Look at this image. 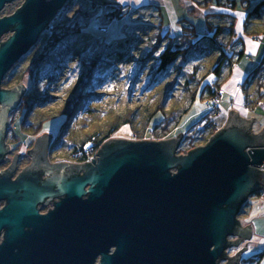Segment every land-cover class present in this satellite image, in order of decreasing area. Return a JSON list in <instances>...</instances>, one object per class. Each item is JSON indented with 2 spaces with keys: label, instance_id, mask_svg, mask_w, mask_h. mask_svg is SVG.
Returning <instances> with one entry per match:
<instances>
[{
  "label": "water",
  "instance_id": "95a60500",
  "mask_svg": "<svg viewBox=\"0 0 264 264\" xmlns=\"http://www.w3.org/2000/svg\"><path fill=\"white\" fill-rule=\"evenodd\" d=\"M11 1L0 0V12ZM66 1L24 0L13 13L0 16V36L12 31L0 42V160L9 150L4 143L8 112L18 108L26 90L24 83L2 88L3 77ZM228 113L222 129L188 153H177L181 134L161 140L110 138L70 179L59 175L37 184L26 173L13 181L2 175L4 245L29 224V264H58L47 239L60 237L49 235L50 221L36 209L38 202L57 195L63 198L55 216L75 211L73 232L65 226L63 236L69 244L75 241V258L71 263L68 257L66 264H94L97 255V264H240V252L229 256L226 249L251 236V226L242 227L236 217L249 195L264 191L259 168L264 128L254 133V117ZM3 257L0 250V264Z\"/></svg>",
  "mask_w": 264,
  "mask_h": 264
},
{
  "label": "rangeland",
  "instance_id": "374dc122",
  "mask_svg": "<svg viewBox=\"0 0 264 264\" xmlns=\"http://www.w3.org/2000/svg\"><path fill=\"white\" fill-rule=\"evenodd\" d=\"M21 1L23 0H13L7 3L0 12V16L16 10L21 5ZM148 1L153 6L145 8L131 7L121 17L112 18L106 14V9L99 6H91L89 0H67L54 17L60 20L61 23H68L72 20H76V22L80 21L82 31L86 34L82 36L76 35L69 40L67 39L68 41L66 42L70 46L63 52L66 55L63 59H68L64 63L62 62L61 66L64 67L60 68L59 72L58 70L53 71V67H51L54 66L53 61L48 59L44 63L38 64L40 61V53L47 44L51 27L56 24V22L50 21L31 49L20 60L18 59L10 71L8 70L2 80V88L9 89L24 83L28 88L32 86L28 90L29 96H37L38 98L45 96L52 97L44 105H36L33 108L34 112L31 114L32 122L39 118L38 115L40 112L50 115L47 119L40 121L38 135L48 131L53 139L59 137V141L62 140L65 147H72L73 144L86 138L83 131L84 128L79 127L81 121L76 118L72 117L66 123L68 124L67 128L65 127L66 124L64 126L62 125L63 121L67 120L69 114L63 110L61 102L66 89L67 93L72 89L77 94V89L74 86L86 70L85 66H89L87 63L89 57L98 49L102 48L104 50L97 51L102 54V57L99 59L100 62L110 63V61L106 60L105 56L113 48L122 52L129 51L135 59L133 58L134 60L128 62H121L116 61L119 59L118 57L115 61H112L114 71L105 80L106 82L96 90L98 97L92 101L95 108L93 114H96L99 108L100 117H93L91 125L87 126L85 130L92 129V127H99L102 129V132H106L108 130V123L112 122L115 118L122 120L126 118L132 121L129 120V122L123 123L114 132L113 137L123 139L137 138V140L139 138L161 140L182 133L189 125L209 112V98L206 94H203L206 92H203V90L207 84L215 87L213 81L218 80L216 74L209 69L214 66V60L218 56V48L213 50L207 44V50L204 49L202 51V49H198V52L195 53L196 55L201 56L205 54L203 58L199 57L198 63L195 62L194 58L189 60V58L182 56L172 67L168 68L167 73L162 74L161 81L157 84L155 83V85L152 84V81L158 72V55L163 47H165L167 40L162 43L158 50L157 48H153V45L155 44V37L159 33V19L162 22L161 26H163V30L169 29L172 34L176 36L180 35L177 38V42L180 41L181 43L183 41V39L182 41L180 40L181 30L185 24V22L180 23L181 18L190 22L198 36L201 37L207 35L209 30L204 14L226 12V10L216 8L213 5L200 8L192 0ZM117 3L120 4L118 1ZM155 5H161L159 11L154 7ZM81 11L89 12L84 14L85 17H82L79 15ZM227 12L234 14L236 18L234 32L236 37L242 39L241 49H243V55L237 62L232 61L231 64L227 63L224 70H222L223 76L220 82L221 89L224 93L222 94V101L220 102L222 113L219 118L209 117L216 118V121L224 117L226 119L229 115L228 112L235 110L247 120L254 117L252 120V131L259 133L264 128V95L259 100L260 102L252 104L247 108L245 106V96L240 90V86H243L247 81L246 86L249 87H246L248 89L247 91L251 98H254L258 85L257 81L253 80V71L260 64L264 56V33L245 34L242 27L246 19V12L239 10ZM214 18H210L213 24L219 20ZM254 24L256 25L255 29L257 31L262 30L264 28V19H257ZM62 45L60 44L59 48ZM63 47L64 49L66 48L65 45ZM105 50L107 51L106 53H104ZM195 63L197 64L196 66H194ZM34 70L35 72L33 74ZM55 75L56 77H54ZM52 76L54 78L50 82ZM174 77L175 85L170 93L172 96L166 99L159 89ZM156 86L157 88H155ZM85 87L87 86L82 85V93L90 91ZM193 90L196 91V99L193 103H190V94L188 93ZM260 91L262 92L263 90L260 89ZM162 102V107L165 110L163 111L164 115L165 113L166 116L169 115V110L174 111V114L180 113L175 118V121L167 122L166 116H162L161 111L157 112L155 116H151L154 111L158 110L157 105H161ZM184 109H188L187 112L183 111ZM23 111L25 110L15 109V113L19 112L20 115L16 117L12 115L14 124L11 126V128L17 127L16 131L22 138L24 134H21L23 131L20 128L24 130L28 127L24 123L23 125L20 123L24 120ZM111 119L112 121H110ZM156 122L160 124L156 125V128L154 127L152 131L151 126ZM166 122L168 125H166ZM175 123L177 124L176 127L174 126ZM208 135L209 137L211 136V134ZM33 137L36 140L37 136H29L26 143L32 140ZM205 143L206 141L201 144L204 145ZM247 200L251 202L253 207L247 216H245L246 218L244 220L250 221L253 219L255 223V234L251 237V244L247 248H244L245 245L242 244V246H235L232 251L234 255L237 252H242L241 255L244 256V259L264 248V243H260V241H264V198H260L255 193L249 195ZM241 207V212L236 217L239 221L245 215L248 204L245 202Z\"/></svg>",
  "mask_w": 264,
  "mask_h": 264
},
{
  "label": "trees",
  "instance_id": "16d2710c",
  "mask_svg": "<svg viewBox=\"0 0 264 264\" xmlns=\"http://www.w3.org/2000/svg\"><path fill=\"white\" fill-rule=\"evenodd\" d=\"M192 1H194L195 4L200 8L213 5L216 8H221L222 10H226V12H212V13L204 14L209 30H208L207 35L201 36V37L198 36V34L196 33V30L194 29L192 24H190V22L181 18L180 23L182 24V22H185L181 30L180 40L182 41L183 39L181 43L180 41L177 42V38H179L180 35L176 36L175 34H172L169 31V29L163 30V26H161L162 22L159 19L160 21L158 25L159 33L156 35L155 42H154L155 44L153 45V48H157L158 50L161 47L162 43L165 40H167L165 47H163V49L159 52V55H158L159 66L157 68L158 72H157V76L153 78L152 84H155V83L157 84L159 81H161L162 74L164 75L165 73H167L168 68L172 67L175 64V62L178 61V59L182 58V56H184L185 58H189V60L194 58L195 62L198 63L197 61L200 59L199 57L203 58V56L205 55V54H202L201 56L196 55L195 53L198 52V49H202L203 51L204 49H206L207 44H209V46L213 50L218 48L217 49L218 56L216 60H214L215 61L214 66L209 68L210 71L216 74V76L218 77L217 78L218 80L213 81L215 87H212L207 84L206 88L203 90V92L205 91L206 92L205 93L202 92L203 94H206L207 97L209 98V107H210L209 112L205 113L204 115L200 117V119L195 121L193 124L189 125L185 131H183L182 133H179L182 136L181 141L179 145L177 146V153L179 154L188 153L192 151L193 149H195L196 147H198L199 145H202L201 143L207 141L213 135L214 131L216 133L218 132V130L220 131L223 127L225 117L219 120L217 119L216 121L215 119L219 118L220 116L218 117L214 116L211 107L214 104H216V102L219 103V106H220V102L222 101V97L219 101L217 98V92L218 90L221 89L220 82L223 76L222 70H224L227 63L231 64L232 61L237 62L238 59H240L241 56L243 55V49H241L242 39L240 37H236V34L234 32L236 18L234 14L227 12V11L239 10V11L246 12V19L242 27L245 34L264 33V28L262 30L257 31V29H255L256 25L254 24V22H256L257 19H264V0H192ZM89 4H91V6H96V7L99 6L103 9H106V14L112 18L121 17L130 8L128 5L114 4V3L98 5L90 1ZM145 7H149V6H144L143 8ZM154 7H156L158 11L160 10L159 6H154ZM87 12L89 11H81L79 15L82 17L83 16L85 17L84 14ZM158 15L160 14L158 13ZM210 18L219 19V20H217V22L213 24L210 21L211 20ZM51 21L56 22V24L53 27H51V31H50L47 44L44 47L43 51L40 53V58H39L40 61L38 62V64L44 63L47 59L52 60L54 64V66H51L53 67V71L58 70L59 72L60 68L64 67V66H61L62 62L64 63L65 61L68 60V59L66 60L63 59V57L66 56L64 55L63 52L67 49V47L69 48L70 46L69 43L66 41H68L72 37H75L76 35L82 36L86 33L82 31V27L80 26V21L76 22V20L75 21L72 20L68 23H61L60 20H58L56 17H53ZM101 28L105 29L104 27H101ZM63 41L66 43L63 44L64 43ZM60 44L61 45L63 44L60 47L63 49L59 48ZM186 44L187 46H185ZM64 45L66 46L65 49L63 47ZM102 49H98L97 51H100ZM97 51L94 52L89 57V60L87 62L89 66H85L86 70L83 72L80 79L75 83L74 87H76L77 89V94L73 92L72 89L69 91V93H67V89H66L64 98L62 99V102H61V106L63 110L69 114L67 120L63 121L62 125L64 126L73 117L81 121L79 127L84 128L83 131H84V135L86 136V138L84 140H81L80 142L75 143V146L78 148V150L84 149L87 146H92L93 148H96L98 145H102L106 140L113 137L114 132H116V130L123 123L129 122L130 120L126 118L123 120L120 118H115L112 121L111 119L110 121L112 122L108 123V128H107L108 130L106 132H102V129H100L99 127L97 128L92 127V129L89 128L85 130L87 126L91 125V121L93 117L95 116L100 117L99 108L97 109L98 112L96 114H93L95 108L92 104V101L94 99H97L96 97H98L96 95V90L99 87H101L102 84L106 82L105 80L108 77H110V75H112L111 72L113 73L114 71V66H112L113 65L112 61H115V59L118 57L119 59L116 61H121V62H128V61H132L135 59V57H133V55L130 54L129 51L122 52V51L115 50L113 48V49H110L109 54L105 56L106 60L110 61V63L100 62L99 59L102 57V54ZM106 52L107 51L105 50L104 53ZM104 53H103V56H104ZM69 55L67 56L69 57ZM196 63L194 66L197 65ZM34 72L35 70L33 71V74ZM253 74H254L253 80H256L257 85H258V88L256 89L257 92L254 98L253 97L251 98L250 94L247 91L248 90L246 88L248 87L246 86L247 81L245 82V84H243V86H240V90L243 92L245 96V106L247 108H249V106H251L252 104H257L258 102H260L259 100H261L262 96L264 95V56L260 64H258V66L253 71ZM56 75L54 77H56ZM54 77L52 76V79H50L51 80L50 82H52ZM174 83H175V77L170 82H167L163 86L160 87L159 90L164 96V98L167 99L168 97L172 96V94L170 93H171V89L175 85ZM92 84L93 86L91 87ZM82 85H86L87 87L85 88H88V91L89 90L90 91L82 93L81 92ZM155 88H157V86ZM259 88L262 89L263 91L261 92ZM28 92H26L23 95L22 100L20 101V105L18 106L19 109L25 110L23 111L24 120L20 122L22 125H23V122L26 121V119L28 118V115L34 112L33 111L34 106L44 105L48 100L52 98L51 96H45L42 98H38L37 96H29ZM188 94H190V99H189L191 100L190 103H193L196 99V91L193 90L189 92ZM162 105H163V102L161 103V105H157L158 110L154 111L151 114V116L152 115L155 116L156 113L159 111L162 112L163 114L162 116H166V113L164 115L163 111L165 110H164V107H162ZM188 109H184L183 111L187 112ZM169 112L170 114L166 116V120L167 122L169 121V123L171 121H175V118L179 116L180 114V113L174 114V111H170V110ZM39 114H40L39 118L42 120H45L46 118L50 117V115H46L44 112L43 113L40 112ZM209 116H212L213 118L216 117V118L213 119L212 117H209ZM161 118L163 119V117ZM207 118H210V119H207ZM159 122H156L155 124H153V126H151L152 131L156 125L160 124ZM24 125L29 126L28 124H24ZM166 125H168V123ZM176 125L177 124L175 123L174 126L176 127ZM67 126L68 124H66L65 127L67 128ZM208 134H211V136L209 137ZM168 137H171V136H168ZM84 159L85 158L83 156L79 157V160H84ZM240 212L241 211H239V214ZM240 262L241 264H264V249L245 259L244 258L240 259Z\"/></svg>",
  "mask_w": 264,
  "mask_h": 264
},
{
  "label": "flooded vegetation",
  "instance_id": "af4514ba",
  "mask_svg": "<svg viewBox=\"0 0 264 264\" xmlns=\"http://www.w3.org/2000/svg\"><path fill=\"white\" fill-rule=\"evenodd\" d=\"M11 32L12 31H8L1 35L0 42L4 41ZM25 87V93L31 89L27 86ZM31 114H29L26 121L23 122L29 126H25L26 128L24 130L20 128V130L23 131L21 134H24V137L22 138L18 135L16 126L11 128L14 124V121H12V115L16 117L20 115L19 112L15 113V110L8 112V126L4 133V143L9 147V150L0 160V177L7 174L10 180L13 181L22 173H26L25 176H35L37 184H41L45 181L52 180L59 175L67 180L80 174V164L89 163L90 161L87 162L86 159L79 160V156L77 155L78 148L75 144H73L72 147H65L62 140L59 141V137L53 139L48 131L44 134L38 135L40 121L43 120L38 118L32 122ZM38 116H40V114ZM29 136L37 137L36 140H34L35 138L33 137L32 140L26 143ZM62 198L63 196L54 195L53 197L46 198L42 202L36 204L38 214L47 216L48 221H50L49 228L51 229L49 235L55 234L60 237L58 239H47V243L51 247H55V249H51L56 252L58 264H66L68 257L71 258V263H73V259L75 258V249L72 247L75 241L71 240V243L69 244L68 241L63 238L64 234L67 232L65 226L72 227L71 231L73 232V226L76 224L75 216L73 215L75 211L71 208L70 216L67 214H61L59 216L57 215V218V216L54 215L56 204ZM6 203L7 200L5 198L0 199V209L1 207H4ZM21 228L23 233L18 238L11 239L8 245H4L6 230L4 227L0 228V250H2L6 256L5 258L3 257L1 262L5 264H29L28 252L30 240L27 237L29 236L31 228L29 224L25 223L22 224ZM97 256L94 264H97L99 260L100 256Z\"/></svg>",
  "mask_w": 264,
  "mask_h": 264
},
{
  "label": "crops",
  "instance_id": "0c3cea01",
  "mask_svg": "<svg viewBox=\"0 0 264 264\" xmlns=\"http://www.w3.org/2000/svg\"><path fill=\"white\" fill-rule=\"evenodd\" d=\"M111 1H113V2H116L117 3V1L118 2H120V4H123V5H128L130 8L131 7H144V6H153V5H151V4H149V1L148 0H139V2H137V0H122V2H121V0H111ZM160 2H162V0H160ZM155 6H159L160 8H161V5H155ZM257 195H259V193H257ZM259 197L260 198H264V196H260L259 195ZM246 203L248 204V208H246V213H245V215L241 218V220L239 221L240 222V225L242 226V227H244V226H246V225H250L251 226V236L248 238V237H243L238 243H237V245H233L232 247H230L229 248V250L228 249H226L227 250V254L229 255V256H233L234 254L232 253V251H233V249H234V247L235 246H242V244L243 245H245L244 246V248H247L250 244H251V237H253L254 236V234H255V223L253 222V219L252 220H250V221H248V220H244V218H246L245 216H247V214L252 210V204H251V202H249V200H247L246 201ZM237 238L239 239V236H237ZM230 240H235L236 239V236H234V237H231V238H229ZM264 249V248H263ZM256 252H260V251H256ZM237 253H239V252H237ZM242 254V252H240V257H241V259L244 257V256H242L241 255Z\"/></svg>",
  "mask_w": 264,
  "mask_h": 264
},
{
  "label": "built area",
  "instance_id": "2783aa9c",
  "mask_svg": "<svg viewBox=\"0 0 264 264\" xmlns=\"http://www.w3.org/2000/svg\"><path fill=\"white\" fill-rule=\"evenodd\" d=\"M222 94H223V90L220 89L218 90L217 92V98H218V101L221 99L222 97ZM212 111H213V114L214 116L218 117L221 115L222 113V109L220 108L219 106V103L216 102V104H214L212 107H211ZM101 145H98L96 148H93L92 146H87L85 147L84 149H79L77 151V155L80 157V156H83L87 162L88 161H91L92 158H95L96 157V153L98 151V149L100 148ZM84 159V160H85ZM262 165L259 167L261 168V170H264V162L261 163ZM261 196H264V192H261L260 193Z\"/></svg>",
  "mask_w": 264,
  "mask_h": 264
},
{
  "label": "snow or ice",
  "instance_id": "6c2138e0",
  "mask_svg": "<svg viewBox=\"0 0 264 264\" xmlns=\"http://www.w3.org/2000/svg\"><path fill=\"white\" fill-rule=\"evenodd\" d=\"M121 2H122V0H121ZM137 2H139V0H137ZM260 243H264V241H260Z\"/></svg>",
  "mask_w": 264,
  "mask_h": 264
},
{
  "label": "bare ground",
  "instance_id": "6f19581e",
  "mask_svg": "<svg viewBox=\"0 0 264 264\" xmlns=\"http://www.w3.org/2000/svg\"><path fill=\"white\" fill-rule=\"evenodd\" d=\"M4 78V77H3ZM225 121H226V119L224 120V123H225ZM224 125V124H223ZM258 193V192H257ZM240 264H241V262H240Z\"/></svg>",
  "mask_w": 264,
  "mask_h": 264
}]
</instances>
